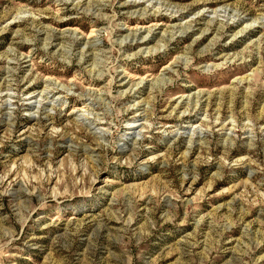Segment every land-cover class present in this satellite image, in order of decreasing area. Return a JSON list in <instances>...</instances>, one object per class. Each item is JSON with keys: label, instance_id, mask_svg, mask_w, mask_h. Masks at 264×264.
Returning <instances> with one entry per match:
<instances>
[{"label": "rangeland", "instance_id": "1", "mask_svg": "<svg viewBox=\"0 0 264 264\" xmlns=\"http://www.w3.org/2000/svg\"><path fill=\"white\" fill-rule=\"evenodd\" d=\"M0 264H264V0H0Z\"/></svg>", "mask_w": 264, "mask_h": 264}, {"label": "bare ground", "instance_id": "2", "mask_svg": "<svg viewBox=\"0 0 264 264\" xmlns=\"http://www.w3.org/2000/svg\"><path fill=\"white\" fill-rule=\"evenodd\" d=\"M134 127V126H133Z\"/></svg>", "mask_w": 264, "mask_h": 264}]
</instances>
